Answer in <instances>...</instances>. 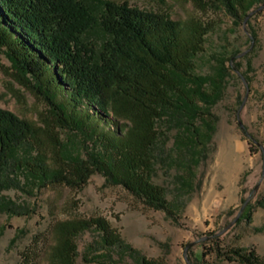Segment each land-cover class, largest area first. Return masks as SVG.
Returning <instances> with one entry per match:
<instances>
[{
    "label": "trees",
    "instance_id": "16d2710c",
    "mask_svg": "<svg viewBox=\"0 0 264 264\" xmlns=\"http://www.w3.org/2000/svg\"><path fill=\"white\" fill-rule=\"evenodd\" d=\"M193 1L223 6L241 20L264 5V0ZM211 31L201 21L181 22L127 1L0 0V47L48 103L56 128L75 133L81 143L62 142L50 124L44 128L0 107V182L5 188L34 182L81 187L100 172L148 206L177 215L178 199H170L154 175L165 149L184 151L177 177L184 194L189 193L194 170L216 131L214 107L224 96L227 61L236 52L217 57L211 73L199 71ZM251 216L248 205L237 222ZM52 228L57 240L49 264H79L76 238L89 230L105 251L95 258L128 252L140 264H157L104 217L57 220ZM3 231L0 225V235ZM94 247L88 249L95 253ZM211 250L240 264H264L254 247L217 242Z\"/></svg>",
    "mask_w": 264,
    "mask_h": 264
},
{
    "label": "rangeland",
    "instance_id": "374dc122",
    "mask_svg": "<svg viewBox=\"0 0 264 264\" xmlns=\"http://www.w3.org/2000/svg\"><path fill=\"white\" fill-rule=\"evenodd\" d=\"M114 1L167 13L181 22L194 19L209 24L212 31L199 61L201 72L211 73L217 57L229 54L231 58V52H236L227 61L230 70L224 96L214 107L216 131L194 170L193 188L184 194L177 177L184 151L170 149H165L154 180L168 189L170 199H178L181 209L173 216L148 206L100 172L91 174L81 187L34 182L5 188L0 182V225L4 226L0 264H49L57 240L53 224L95 216L104 217L127 243L157 264H240L218 257L211 250L217 242L225 247H254L264 257V5L241 20L210 2L203 6L193 0ZM92 35L100 38L95 31ZM0 107L44 128L50 124L60 141L70 138L74 145H81L75 133L56 128L48 103L19 76L4 46L0 47ZM249 196L245 208L250 206L251 220H237L226 228ZM76 241L79 264H140L128 252L95 258L105 251L96 242L94 230L82 233ZM91 244L95 253L88 249Z\"/></svg>",
    "mask_w": 264,
    "mask_h": 264
},
{
    "label": "water",
    "instance_id": "95a60500",
    "mask_svg": "<svg viewBox=\"0 0 264 264\" xmlns=\"http://www.w3.org/2000/svg\"><path fill=\"white\" fill-rule=\"evenodd\" d=\"M260 8H261V7H260ZM253 12H255V10L252 11V12L248 15V17H249ZM248 17H247V18H248ZM247 18H246V19H247ZM243 54H245V52H243L241 55H243ZM259 185H260V183H259V184L253 189V191H252L251 194H253V193H255V192L257 191ZM249 200H250V196L245 200V202H244V204H243L241 210H240L239 213L237 214V216H236V217H235V218H234V219H233V220L227 225L226 228L230 227L231 225H233V224L238 220V218L240 217V215H241L242 212L244 211L245 206L247 205V203L249 202Z\"/></svg>",
    "mask_w": 264,
    "mask_h": 264
}]
</instances>
